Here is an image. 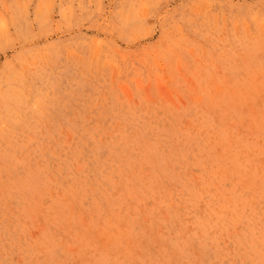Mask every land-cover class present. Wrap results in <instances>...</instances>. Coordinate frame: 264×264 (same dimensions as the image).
<instances>
[{"label":"rangeland","instance_id":"1","mask_svg":"<svg viewBox=\"0 0 264 264\" xmlns=\"http://www.w3.org/2000/svg\"><path fill=\"white\" fill-rule=\"evenodd\" d=\"M0 264H264V0H0Z\"/></svg>","mask_w":264,"mask_h":264}]
</instances>
